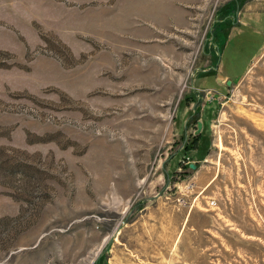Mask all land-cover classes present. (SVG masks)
<instances>
[{
	"label": "rangeland",
	"instance_id": "374dc122",
	"mask_svg": "<svg viewBox=\"0 0 264 264\" xmlns=\"http://www.w3.org/2000/svg\"><path fill=\"white\" fill-rule=\"evenodd\" d=\"M0 264H264V0H0Z\"/></svg>",
	"mask_w": 264,
	"mask_h": 264
},
{
	"label": "water",
	"instance_id": "95a60500",
	"mask_svg": "<svg viewBox=\"0 0 264 264\" xmlns=\"http://www.w3.org/2000/svg\"><path fill=\"white\" fill-rule=\"evenodd\" d=\"M201 128H202V123H199V130H198V133H200ZM190 167L193 168V169L196 168V166L193 165V164H191ZM123 223H125V221H124ZM118 229H120V226L118 227ZM101 255H102V253H101V251H100V252L98 253V255H97V259L95 260L96 262L99 260V258L101 257Z\"/></svg>",
	"mask_w": 264,
	"mask_h": 264
},
{
	"label": "bare ground",
	"instance_id": "6f19581e",
	"mask_svg": "<svg viewBox=\"0 0 264 264\" xmlns=\"http://www.w3.org/2000/svg\"><path fill=\"white\" fill-rule=\"evenodd\" d=\"M96 260V259H95Z\"/></svg>",
	"mask_w": 264,
	"mask_h": 264
}]
</instances>
